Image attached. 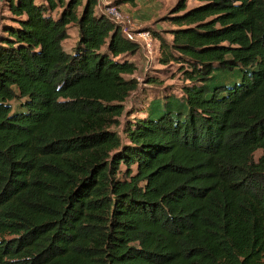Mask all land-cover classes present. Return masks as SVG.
I'll return each instance as SVG.
<instances>
[{
	"label": "trees",
	"instance_id": "1",
	"mask_svg": "<svg viewBox=\"0 0 264 264\" xmlns=\"http://www.w3.org/2000/svg\"><path fill=\"white\" fill-rule=\"evenodd\" d=\"M195 1L153 32L178 88L127 110L97 0H4L0 264H264V0Z\"/></svg>",
	"mask_w": 264,
	"mask_h": 264
},
{
	"label": "rangeland",
	"instance_id": "2",
	"mask_svg": "<svg viewBox=\"0 0 264 264\" xmlns=\"http://www.w3.org/2000/svg\"><path fill=\"white\" fill-rule=\"evenodd\" d=\"M119 0H112L115 3ZM178 0H135L133 4L120 3L118 4V11L122 14L124 19H128L134 23V27H141L150 30L152 33L157 32L167 40L168 26H171L164 17L169 16L171 8L176 4ZM197 4L195 0H187V7H192ZM104 8L100 7L98 10L102 11ZM135 12L137 15H132ZM10 13L7 11V7L4 0H0V22H8L11 20L8 18ZM69 36L63 41V47L65 50H69L70 46L76 40V32L73 27L68 29ZM137 69L133 73V77L138 79V89L133 92L125 101L127 110L140 106L142 99L150 95H155L163 90L170 89L176 90L181 80L176 65L173 63L164 64L159 61V52L147 53L144 49L139 50L134 54ZM132 60V56L130 58ZM157 77L160 80L159 83L151 85L144 84V80L147 76ZM145 77V78H144ZM146 89V90H145ZM145 90V91H144ZM16 105V103H14Z\"/></svg>",
	"mask_w": 264,
	"mask_h": 264
},
{
	"label": "built area",
	"instance_id": "3",
	"mask_svg": "<svg viewBox=\"0 0 264 264\" xmlns=\"http://www.w3.org/2000/svg\"><path fill=\"white\" fill-rule=\"evenodd\" d=\"M103 7L102 10L109 18L119 25L121 34L136 42L139 48L144 49L147 53L159 52V41L153 33L145 28L134 27V23L128 19H124L122 14L118 11V5L112 3V0H97V9Z\"/></svg>",
	"mask_w": 264,
	"mask_h": 264
},
{
	"label": "crops",
	"instance_id": "4",
	"mask_svg": "<svg viewBox=\"0 0 264 264\" xmlns=\"http://www.w3.org/2000/svg\"><path fill=\"white\" fill-rule=\"evenodd\" d=\"M132 15H137V13L135 14V12L132 13ZM172 26H168L167 28H171ZM168 36H170L171 39V34L168 32ZM169 39V40H170ZM70 49V48H69ZM132 60L135 61V56H132ZM136 62V61H135ZM137 65V64H136Z\"/></svg>",
	"mask_w": 264,
	"mask_h": 264
}]
</instances>
